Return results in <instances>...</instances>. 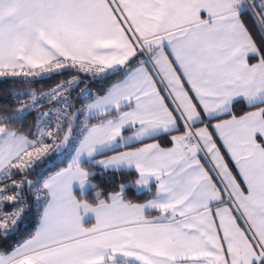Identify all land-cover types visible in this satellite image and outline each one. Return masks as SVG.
I'll return each instance as SVG.
<instances>
[{
	"label": "snow or ice",
	"instance_id": "snow-or-ice-1",
	"mask_svg": "<svg viewBox=\"0 0 264 264\" xmlns=\"http://www.w3.org/2000/svg\"><path fill=\"white\" fill-rule=\"evenodd\" d=\"M0 78V264H264V0H0Z\"/></svg>",
	"mask_w": 264,
	"mask_h": 264
},
{
	"label": "built area",
	"instance_id": "built-area-1",
	"mask_svg": "<svg viewBox=\"0 0 264 264\" xmlns=\"http://www.w3.org/2000/svg\"><path fill=\"white\" fill-rule=\"evenodd\" d=\"M63 79V77H61ZM0 80H6L5 78H0ZM7 81H12V82H16L17 84H19L18 89L13 93V94H21L23 95L25 92L27 91H31L33 89L38 90V91H46L48 90L50 87L53 86V84L55 83V81H41L39 83H32V84H28L26 82H22L19 80H7ZM80 87H84V85H81ZM76 97V93H73V98Z\"/></svg>",
	"mask_w": 264,
	"mask_h": 264
},
{
	"label": "trees",
	"instance_id": "trees-1",
	"mask_svg": "<svg viewBox=\"0 0 264 264\" xmlns=\"http://www.w3.org/2000/svg\"><path fill=\"white\" fill-rule=\"evenodd\" d=\"M19 84L12 81L7 80H0V103H7L11 104L12 96L10 94H13L18 89ZM100 177H97V180H100ZM115 179V177H114ZM134 195V194H130ZM135 198V196H133Z\"/></svg>",
	"mask_w": 264,
	"mask_h": 264
},
{
	"label": "crops",
	"instance_id": "crops-1",
	"mask_svg": "<svg viewBox=\"0 0 264 264\" xmlns=\"http://www.w3.org/2000/svg\"><path fill=\"white\" fill-rule=\"evenodd\" d=\"M89 219H91V217H89Z\"/></svg>",
	"mask_w": 264,
	"mask_h": 264
}]
</instances>
